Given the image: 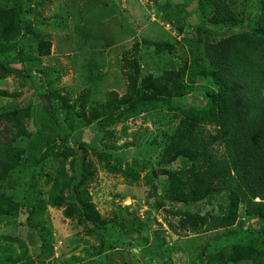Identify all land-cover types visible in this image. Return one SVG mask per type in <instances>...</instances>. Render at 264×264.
<instances>
[{"label":"rangeland","instance_id":"obj_1","mask_svg":"<svg viewBox=\"0 0 264 264\" xmlns=\"http://www.w3.org/2000/svg\"><path fill=\"white\" fill-rule=\"evenodd\" d=\"M233 1L253 13L235 30L200 18L195 0H0V264H221L230 245L263 248L264 224L244 205L232 227L207 231L228 191L195 201L190 164L172 147L186 110L218 87L204 43L256 28L259 0ZM136 62L149 85L194 91L170 106L148 91L155 101L123 114L114 101ZM216 131L194 130L223 158Z\"/></svg>","mask_w":264,"mask_h":264},{"label":"trees","instance_id":"obj_2","mask_svg":"<svg viewBox=\"0 0 264 264\" xmlns=\"http://www.w3.org/2000/svg\"><path fill=\"white\" fill-rule=\"evenodd\" d=\"M195 1H198L200 18L207 19L215 28L235 30L253 16L252 12L245 10L246 7L238 14L233 0ZM259 5L254 31H241L204 43V55L210 70L205 74L211 76L218 87L207 91L204 109L186 110L191 114L182 123L186 131H180L173 139V151H177L175 158L181 156L186 165L190 164L189 171L193 173L190 184L196 185V190L191 192L195 201H211L228 191V212L208 214L207 231L232 227L240 205L246 207L248 215L259 218L264 224V0H259ZM21 27L20 14L16 13L8 31L9 42L19 37ZM42 46L47 49L51 43L44 41ZM157 52L162 53L160 49ZM40 54L46 56L48 52ZM131 65V71L126 73L128 93L114 101L115 110L120 112L124 108L123 114L133 113L140 105L155 101L149 98L148 91L159 97L166 95L163 104L167 106L176 96L184 97L194 91L192 85L184 83L162 91L161 86L149 85L150 79L142 77V68L137 62ZM116 120L111 112L105 115L108 125ZM200 125H211L217 129V137L212 139L224 145L223 158L212 154L203 133L194 132ZM59 135L60 132L50 134L48 142H56ZM24 152L17 153L13 167L21 163ZM43 160L44 155H41L38 161ZM80 187L78 185L76 189ZM6 211H0V214L4 215ZM28 228L36 229L30 225ZM262 247L254 249L236 244L219 250L217 254L221 264L243 261L264 264V225Z\"/></svg>","mask_w":264,"mask_h":264}]
</instances>
